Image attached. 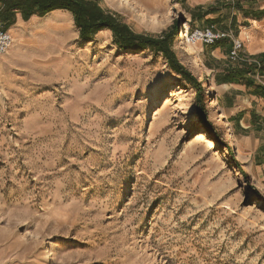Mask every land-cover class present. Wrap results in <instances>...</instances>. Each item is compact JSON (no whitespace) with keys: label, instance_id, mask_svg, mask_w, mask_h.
Instances as JSON below:
<instances>
[{"label":"rangeland","instance_id":"rangeland-1","mask_svg":"<svg viewBox=\"0 0 264 264\" xmlns=\"http://www.w3.org/2000/svg\"><path fill=\"white\" fill-rule=\"evenodd\" d=\"M98 1L137 34L177 28L205 117L163 55L121 50L109 30L83 41L65 11L13 36L0 61V264H264V182L238 158L205 45L201 77L178 44L202 24L186 0H164L155 21Z\"/></svg>","mask_w":264,"mask_h":264},{"label":"crops","instance_id":"crops-1","mask_svg":"<svg viewBox=\"0 0 264 264\" xmlns=\"http://www.w3.org/2000/svg\"><path fill=\"white\" fill-rule=\"evenodd\" d=\"M182 6L194 22L204 25L200 30L215 27L243 39L244 49L236 62L230 59L232 38L204 46L202 53L238 158L256 181L264 182V31L254 30V25L264 24V0H186ZM40 20L32 17L24 22L18 15L10 34L23 37Z\"/></svg>","mask_w":264,"mask_h":264},{"label":"trees","instance_id":"trees-1","mask_svg":"<svg viewBox=\"0 0 264 264\" xmlns=\"http://www.w3.org/2000/svg\"><path fill=\"white\" fill-rule=\"evenodd\" d=\"M56 11H67L72 14L80 31V39L83 41H93L99 33L109 30L114 44L121 50H151L154 54L163 55L174 73L197 87L199 115L205 117L201 111L203 101L201 84L179 62L173 50L177 28L161 36L137 34L114 14L106 12L98 0H0V21L6 30L16 25L18 15L22 16L24 22H28L32 17L45 18Z\"/></svg>","mask_w":264,"mask_h":264},{"label":"bare ground","instance_id":"bare-ground-1","mask_svg":"<svg viewBox=\"0 0 264 264\" xmlns=\"http://www.w3.org/2000/svg\"><path fill=\"white\" fill-rule=\"evenodd\" d=\"M109 1L113 3L114 5H118L125 9L131 10L133 13L140 14V15L142 14L143 18L146 20H154V21H155L154 14L163 13L164 6H165L164 0H141V1L140 0H109ZM151 7H153L154 9H151ZM49 17L47 19H50ZM65 22H66V18L64 17H61V19L55 18V20L51 22V24H53V26L51 27L56 28V29L59 28L62 30L64 29L62 26L63 24H65ZM178 44L181 47V49L184 51L185 55L191 61L193 68L196 70V72L201 77H204L206 74V69L202 61L199 58L198 50L196 47L198 45L195 46V44L190 40V38L189 37L187 38L183 33L179 35ZM204 84H205V90L207 91V93H211L210 84L208 82H204ZM197 136L198 137L196 138V141L207 142L214 149L218 147L216 143L210 140L206 132L202 131Z\"/></svg>","mask_w":264,"mask_h":264},{"label":"built area","instance_id":"built-area-1","mask_svg":"<svg viewBox=\"0 0 264 264\" xmlns=\"http://www.w3.org/2000/svg\"><path fill=\"white\" fill-rule=\"evenodd\" d=\"M185 36L187 38L189 37L194 44H202L205 46H213L224 39L232 38L233 49L230 53V59L234 62L240 60V53L244 49V42L240 37H234L232 34L223 33L215 27L204 30L196 29L191 33L187 32ZM13 44L14 40L10 34V30H6L0 21V59L10 51Z\"/></svg>","mask_w":264,"mask_h":264}]
</instances>
